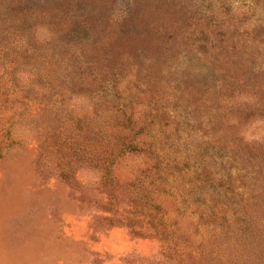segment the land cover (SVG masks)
<instances>
[{
    "label": "rangeland",
    "instance_id": "rangeland-1",
    "mask_svg": "<svg viewBox=\"0 0 264 264\" xmlns=\"http://www.w3.org/2000/svg\"><path fill=\"white\" fill-rule=\"evenodd\" d=\"M0 264H264V0H0Z\"/></svg>",
    "mask_w": 264,
    "mask_h": 264
}]
</instances>
